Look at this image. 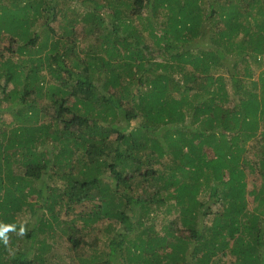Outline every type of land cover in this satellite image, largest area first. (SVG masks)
<instances>
[{
    "label": "trees",
    "instance_id": "obj_1",
    "mask_svg": "<svg viewBox=\"0 0 264 264\" xmlns=\"http://www.w3.org/2000/svg\"><path fill=\"white\" fill-rule=\"evenodd\" d=\"M258 56L264 0H0V264H264Z\"/></svg>",
    "mask_w": 264,
    "mask_h": 264
},
{
    "label": "rangeland",
    "instance_id": "obj_2",
    "mask_svg": "<svg viewBox=\"0 0 264 264\" xmlns=\"http://www.w3.org/2000/svg\"><path fill=\"white\" fill-rule=\"evenodd\" d=\"M238 9H239V7H238ZM261 16H262V14H261ZM105 18V17H104ZM105 21H107L106 19H105ZM77 29H76V31H77V35L79 36V42H85L83 39H84V36H83V33H82V29H81V25L80 24H78L77 25V27H76ZM98 32H101V30H99ZM87 40V42L89 43V39H86ZM81 43V44H82ZM85 45V44H84ZM84 45H82V46H84ZM158 60V59H157ZM239 68H241V67H239ZM251 69H252V77H253V79H255V80H257L258 79V77H259V75H261L262 74V71H264V57H259L258 56V63L257 64H252V66H251ZM225 70H227V69H223V68H221V73H224L225 72ZM227 90H228V93H229V96H231V93H232V89L230 88V85H229V82H227ZM232 101V99L230 100V103H229V105H231V102ZM2 118L3 119H5L7 122L8 121H10L11 120V116L9 115V114H4V115H2ZM243 157H244V159H246L248 162H250V163H255L256 162V160L258 159V152H257V150L256 149H252L249 145H248V147H246V154H244L243 155ZM163 161H165V159L163 160ZM247 181H248V183H247V195H246V201H247V208L250 210L251 208H253V196H252V194H250L255 188H257V187H259V185H260V180H259V177H258V175L257 174H252V175H249L248 177H247ZM203 197L204 198H200L201 200H206V198H207V194H205L204 193V195H203ZM33 198H35V195L33 196ZM32 198V199H33ZM31 199V200H32ZM33 201V200H32ZM211 208H212V211H216V207H214V206H211ZM173 211V210H172ZM178 213V212H177ZM177 213H176V211H173L172 213H170L169 215H167V214H165V212L164 211H157L156 212V217H155V220H154V226H155V228H156V231L157 230H159L160 229V227L161 226H164V225H166L169 221H171V220H173L174 218H177ZM165 215H167V216H165ZM63 218H64V216H63ZM163 222L165 223V224H163ZM209 223V222H208ZM154 228V229H155ZM181 227H180V225H178V227H177V229H180ZM92 239L93 238H90V241H92ZM65 242V241H64ZM62 244V243H61ZM100 244V243H99ZM65 247L66 246H64V245H61V246H59V249L58 250H56V252L59 254L58 255V258L56 259V260H60V259H62L64 262H68V259H69V257H71V252L70 251H68V249H65ZM55 251V250H54ZM232 257H228L227 256V258H226V262H230L232 259H231ZM52 259V258H51Z\"/></svg>",
    "mask_w": 264,
    "mask_h": 264
}]
</instances>
